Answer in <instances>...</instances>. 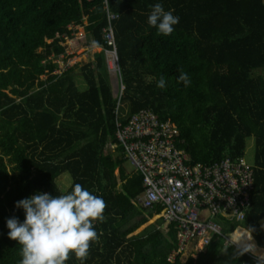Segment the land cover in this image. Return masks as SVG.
I'll return each mask as SVG.
<instances>
[{"label": "trees", "instance_id": "1", "mask_svg": "<svg viewBox=\"0 0 264 264\" xmlns=\"http://www.w3.org/2000/svg\"><path fill=\"white\" fill-rule=\"evenodd\" d=\"M105 1L117 16L112 27L125 88L119 120L150 110L171 121L195 165L243 158L253 139L254 191L242 225L264 249V76L257 72L264 70V0H0V264L21 259L6 227L13 216L25 218L16 203L37 192L67 194L75 183L106 202L84 264H255L218 238L196 259L170 261L177 230L162 219L135 234L160 211L136 204L141 177L126 173L120 149L108 150L116 143L118 101L105 63ZM157 2L180 17L169 36L147 23ZM84 21L85 34L74 38L70 27ZM66 39L74 50L101 49L79 70L83 91L76 67L56 73ZM181 72L187 87L178 81ZM161 77L164 89L157 87ZM64 174L72 182L62 191L57 181ZM66 264L81 261L72 255Z\"/></svg>", "mask_w": 264, "mask_h": 264}, {"label": "built area", "instance_id": "2", "mask_svg": "<svg viewBox=\"0 0 264 264\" xmlns=\"http://www.w3.org/2000/svg\"><path fill=\"white\" fill-rule=\"evenodd\" d=\"M107 27L103 40L109 51H104L108 72L118 79V101L115 110V142L108 150L122 151L124 160L142 179L143 192L136 204L143 210L157 211V220L173 224L177 230V249L169 257L194 258L205 252L213 239L224 246H236L223 232L227 225H241L251 209L254 191L253 166L244 158H225L213 165L192 164L183 149L179 130L171 121H163L150 110L131 115L126 123L118 118L120 99L124 93L121 81L111 14L104 3ZM63 45V44H62ZM65 52L54 62L60 74L70 68ZM153 217V218H154ZM238 247V246H236ZM240 250L245 248H240ZM255 264H264L251 252H245Z\"/></svg>", "mask_w": 264, "mask_h": 264}, {"label": "clouds", "instance_id": "3", "mask_svg": "<svg viewBox=\"0 0 264 264\" xmlns=\"http://www.w3.org/2000/svg\"><path fill=\"white\" fill-rule=\"evenodd\" d=\"M180 17L174 9L165 10L163 3L151 6L147 23L157 35L169 36ZM109 73V72H108ZM185 87L190 84L187 73L178 77ZM167 81L161 77L157 87L166 88ZM16 208L24 212V220L13 216L6 220L8 237L20 246L19 264H66L72 255L81 261L89 256L90 244L98 240L96 222H103L106 202L81 184L75 183L67 194L51 195L37 192L18 201ZM252 250V246L239 250L237 257Z\"/></svg>", "mask_w": 264, "mask_h": 264}, {"label": "rangeland", "instance_id": "4", "mask_svg": "<svg viewBox=\"0 0 264 264\" xmlns=\"http://www.w3.org/2000/svg\"><path fill=\"white\" fill-rule=\"evenodd\" d=\"M86 25V21L83 22V26H71L70 29L74 30V38L80 37L85 34L84 26ZM63 46L66 47V54H69L68 57V63L69 67H76L75 75H76V85L79 91H83L86 88L85 83L83 82L81 76L79 75L80 68L88 62H91L93 60L94 54L100 52L101 49L96 48L95 46H92L90 48H79L77 50H74L72 47V40L66 39ZM41 50H39L40 52ZM262 73L264 76V70L257 71ZM42 79H46V77H42ZM253 155H254V140L248 139L246 142V149L244 154L245 161L252 165L253 163ZM124 169L126 170V173H131L133 171L132 166L127 161L123 164ZM116 175H118V172L116 171ZM71 178L69 175L64 174L61 176L58 181V187L60 190L65 191L70 185H71ZM120 184V183H119ZM157 221V218L154 217L153 219H150L147 224L142 226L135 234H138L143 229H145L148 225H151ZM260 226L264 231V220L260 222ZM223 232L234 242V244L240 248H248L246 245H251L252 250L250 251L251 254L254 256H258L257 258L261 259V256H264L262 253L264 251L258 250L254 243L255 239L252 237V235L246 230V228L241 224L238 225H227L223 227ZM261 257V258H260ZM264 258V257H263Z\"/></svg>", "mask_w": 264, "mask_h": 264}, {"label": "water", "instance_id": "5", "mask_svg": "<svg viewBox=\"0 0 264 264\" xmlns=\"http://www.w3.org/2000/svg\"><path fill=\"white\" fill-rule=\"evenodd\" d=\"M109 80H110V85H111V90H112V96L114 99L116 98L117 93H118V79L115 74H112L109 72Z\"/></svg>", "mask_w": 264, "mask_h": 264}, {"label": "crops", "instance_id": "6", "mask_svg": "<svg viewBox=\"0 0 264 264\" xmlns=\"http://www.w3.org/2000/svg\"><path fill=\"white\" fill-rule=\"evenodd\" d=\"M243 158H244V157H243ZM255 242H256V241H254V243H255ZM256 244H257V243H256ZM246 246L248 247L249 245H246ZM255 246L257 247L258 250L264 251V249L259 248L257 245H255ZM244 248H245V247H244ZM262 254L264 255V253H262ZM257 257H258V256H257ZM261 257H262V258H261ZM261 257H260V258L264 260V258H263L264 256H261Z\"/></svg>", "mask_w": 264, "mask_h": 264}]
</instances>
